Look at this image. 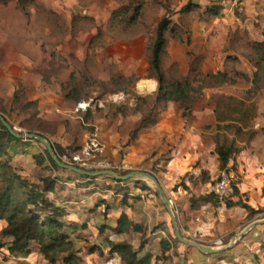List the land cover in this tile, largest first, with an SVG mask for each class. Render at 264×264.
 Wrapping results in <instances>:
<instances>
[{
    "label": "crops",
    "instance_id": "1",
    "mask_svg": "<svg viewBox=\"0 0 264 264\" xmlns=\"http://www.w3.org/2000/svg\"><path fill=\"white\" fill-rule=\"evenodd\" d=\"M38 1H42L46 9L61 13L62 24L72 27L76 16L84 23L89 22L86 28L80 27L73 35H69L70 33L65 35L64 40L73 36L71 39L75 40L77 48L71 50L79 60L86 61L85 59L93 57L99 45H92V43L100 40L101 33L98 29L106 25L112 11V0H98L99 2L94 1L90 4L80 0ZM25 23L28 30L22 35L16 32L0 35L3 39L0 40L2 41L0 57L2 56L6 63L3 67L0 66V98L6 97L5 102L10 107L19 106V110L27 101L36 100L38 117L43 120L44 124L54 126L53 132L56 129L55 125L59 124L57 119H63L66 122L65 125L67 123L75 125L77 122L85 125L83 123L85 112L76 107L77 102L83 99L74 101L66 97L71 88L68 83L71 79L69 75L73 70L65 76L61 75L60 78L43 76L41 74L43 72L39 71L33 62L29 61L27 54L19 50L15 44L16 37H22L27 41L42 37L48 42L54 39L53 34L48 31L37 38L35 33H30L33 30L29 27L30 20ZM107 40L103 36L102 41ZM136 54L138 50H132L131 45L124 48V58L127 57V60L119 69V73L126 76L137 68L132 60ZM25 59L30 63L25 64ZM61 70L66 72L69 67L62 66ZM143 79L145 78L137 82ZM137 87L139 90L151 93L156 89V82L152 89L139 87L138 83ZM17 88L21 89V99L18 104L13 105V95ZM58 104L63 110L60 118L41 116L44 109L48 110ZM102 116L103 118L94 114L86 125L98 131L107 158H110L116 165L122 164L131 170L142 168L151 171V168H154L153 174H156L167 198L172 200L171 206L182 236L209 246H213L220 240V245L217 246H222L224 238L223 243H228L243 226L255 220L253 216L244 222V219L249 216L246 209L237 204L228 207L216 199L215 202H207L197 208L190 207V197L208 194V186L219 171L213 140L216 120L213 104L208 102V94L194 104L189 116H183L175 103H165L156 123L139 130L134 136L131 135L140 116L135 118V116L122 115L114 111L109 114L108 118ZM252 131L253 135L247 142L237 141L239 150L232 156L229 163L241 174L237 182L238 193L231 200L236 202L240 199L250 207L258 209L264 208L263 102L258 104ZM39 134L46 136L52 144L54 143L48 133L41 131ZM85 137V132H78L80 146ZM32 143L35 144V142ZM56 144L69 150L76 149V144L73 142L63 145ZM33 150L31 148L30 154H17L12 161L23 176L37 182L39 177L48 173L53 176L59 174L54 170H46L37 165L33 158ZM202 174H204V179H202ZM147 191L149 193L146 195ZM46 196L63 208L65 213L61 219L65 224L64 229L84 264H100L105 253L110 251L105 241L106 238L114 242L127 241L134 249L139 248L142 232L129 230L115 233L113 231L122 212H125L132 222L143 226L144 244L138 255L150 253V264H191L194 262L193 250L205 257V260L195 264H264V243L262 242L264 224L254 226L241 237V240H238L240 242L237 241L232 248L222 253L219 252L220 254H204L195 247L188 248L189 245L181 243L177 246L172 244L169 250L163 252L160 240L168 238L172 231L171 220L163 206H154L152 198L155 194L150 193L148 189L134 185L123 193L116 190L101 191L87 179L60 175V179H57L55 183V189L47 192ZM99 201L101 203L98 205ZM101 205L110 206L107 214L100 212ZM5 225L6 221L1 219L0 232ZM10 240L11 237H4L0 234V264H50L34 246L35 244L31 246L30 252L24 255L11 253L7 247ZM174 249L177 256L173 255ZM230 252L232 257L224 258V255ZM60 263L59 260L56 262V264Z\"/></svg>",
    "mask_w": 264,
    "mask_h": 264
},
{
    "label": "rangeland",
    "instance_id": "2",
    "mask_svg": "<svg viewBox=\"0 0 264 264\" xmlns=\"http://www.w3.org/2000/svg\"><path fill=\"white\" fill-rule=\"evenodd\" d=\"M80 1L90 4L94 1L97 3L98 0ZM111 7L112 11L106 25L100 26L98 29V32L101 33L100 40L92 43V45L98 44L99 49L93 57L87 58V56L86 61L79 60L71 50L77 48L75 40L71 39L73 36L67 40L64 38L68 33L73 35L75 30L80 27L86 28L89 22L84 23L81 18L77 19L76 16L73 19L72 27L62 24V14L56 10L46 9L43 7L42 1L33 0L32 3H24V6L21 2L18 6L15 0L5 3L0 0V35L14 32L22 35L24 31L28 30L25 22L30 20L29 27L33 29L30 33H35L38 38L39 35H45V32L48 31L53 34L54 39L48 42L42 37L27 41L22 37H16L15 44L19 50L27 54L29 61L43 72L41 73L43 76L60 78L61 75L65 76L69 74L70 70H73L69 75L71 79L68 83L71 86L75 84L74 86L83 95L82 99L90 103L87 108L91 112L89 119H92L94 114L101 118H103L102 115L108 118L112 111L141 118L142 115L153 116L158 111L160 114L163 107V104L159 107L154 99L158 83L155 75L149 70V57L158 22L163 16H166L170 19V24L165 34L166 45L161 67L166 81L190 76L193 87L190 94L196 96L191 104H187V106H191V112L194 104L208 94V102L213 104L215 120V109H218L222 116H237L230 108L237 106L238 101L243 102V108H247L249 114L254 111L257 114L258 104L264 103V63H261L259 55L255 52L254 44L263 40L264 0H112ZM208 9L215 10L218 14L214 15ZM103 36L108 40L102 41ZM0 40L3 39L0 38ZM130 45L132 50H138V54L132 59L137 68L131 74L124 76L119 73V69L127 60V57L124 58V48ZM25 60V64L30 63L27 59ZM4 64L6 63L1 56L0 66L3 67ZM65 65L69 67L66 72L61 70V67ZM193 67L195 70L191 72ZM218 71L226 74L224 81L221 82L219 78H203V75L215 74ZM142 78L145 79L137 82ZM155 82L156 89L151 93L139 90L137 87L138 83L139 87L152 89ZM228 97L231 98L228 99ZM4 98H0V113L16 127L18 132H29L27 126L20 125V122L29 116L28 113L21 112L19 106L10 107ZM168 102L175 103L183 116H189L184 115L186 104L171 100ZM60 107L61 105L58 104L48 110L44 109L41 116L60 118L63 112ZM32 110L30 108L28 112L31 113ZM254 119H252L253 123ZM248 120H251L250 117ZM57 121L59 124L55 125V132H53L54 126L52 125H37L35 118L25 125H28V128H36L48 133L54 143L63 145L73 142L76 144V149H65L60 154L80 152L90 137V133L95 129L88 127L87 122H83L85 125L79 122L75 125L74 123L65 125L66 122L63 119H57ZM252 121L249 123L251 124ZM225 123L229 126L218 131L220 141L225 139L227 143H230L234 140L239 146L237 141L247 142L251 138L249 134L253 124L238 131L235 127L237 123L231 121ZM62 124H64L63 127ZM78 132L86 133L81 146L78 143ZM27 140H34L44 154L46 153L45 146L38 140L30 138ZM98 140L102 144V152L97 154L94 161H100L107 165L92 170L109 168L118 173L131 170L124 168L125 165H116L110 158L109 160L99 136ZM30 153L31 147H27L26 154ZM55 153L57 152L55 151ZM151 169L148 171L154 173V168ZM54 171L64 177L75 176L87 179L101 191L116 190L123 193L130 186L136 185L145 188L144 186L147 185L150 193L155 194L156 192L153 184L145 179L131 178L117 181L107 175L81 178L69 170L54 169ZM233 171L238 182L241 174L234 168ZM154 175L156 176V174ZM202 179H204V174H202ZM148 193L149 191L146 192V195ZM152 200L155 207L163 206L158 194H155ZM262 217H264V213H259L254 215L253 219ZM247 219H250V216H247L244 222ZM224 240L222 241L224 242ZM223 242L222 245L227 244V242ZM262 242L264 243V240ZM178 243L176 238L172 239L173 245L177 246ZM217 245L213 244V246ZM34 246L38 249L37 245ZM192 254L194 262L191 264L205 260V257L199 255L196 250H193ZM173 255L177 256L175 249ZM229 257H232L231 252L224 255V258Z\"/></svg>",
    "mask_w": 264,
    "mask_h": 264
},
{
    "label": "trees",
    "instance_id": "3",
    "mask_svg": "<svg viewBox=\"0 0 264 264\" xmlns=\"http://www.w3.org/2000/svg\"><path fill=\"white\" fill-rule=\"evenodd\" d=\"M10 0H1L5 3ZM12 1V0H11ZM17 5L24 3H32L33 0H15ZM212 14L217 15L218 12L211 10ZM170 19L163 16L158 22L155 37L150 48L149 57V70L155 75L157 80V89L155 92L156 104L164 105L168 101H178L182 104H186L184 115H190L192 101L196 96H192L190 92L193 90L192 80L190 76H186L182 79H174L166 81L164 71L162 70V55L165 51L166 45V31L168 30ZM263 40L254 44V50L259 55L261 63H264V29H263ZM195 68H191V72ZM72 73V72H71ZM72 77V76H71ZM203 78L220 79L224 81L226 74L218 71L217 73H209L203 75ZM75 85V84H74ZM74 85L71 86L66 97L68 99L79 101L83 98V95L79 92L80 90ZM231 97H228L230 99ZM21 99V89L17 88L13 95V105L19 103ZM36 100L27 101L21 107V112L24 114L28 113L29 116L20 122V125L26 127L29 132H41L40 129L28 128L27 122L35 118L37 125H44L43 120L38 117ZM33 109L29 113V109ZM230 110L237 116H222L218 109H215L216 116V132L213 135L214 140V153L217 155L219 170L232 169L229 165L232 156L239 150L238 145L232 140L227 143L224 140L220 141V133L218 132L221 128H227L229 125L226 121L237 123L235 126L238 131L243 128L252 126V119L256 116V111L249 114L247 108H243V102L238 101L237 106L231 107ZM255 110V107H254ZM91 116V112L87 110L83 115V121L87 122ZM159 117V111L151 116H141L131 136H134L139 130L149 127L156 123ZM250 117V121L248 120ZM249 123V124H248ZM41 125V126H42ZM248 126V127H247ZM253 131H250L249 137H252ZM34 140L18 139L14 137L0 122V220L6 221V225L1 229L0 234L4 237H11L10 242L7 244L8 250L16 255H24L30 252L33 244L38 246L39 252L43 257L50 263L56 264L59 260L60 264H84L81 257L77 254V251L73 248V242L70 239L68 233L64 229V222L61 219L64 215V210L61 206L56 205L47 196V192H51L55 189V183L57 179H60L59 174L54 176L48 173L38 178V181H31L23 176L18 169L13 165V159L17 154H25L27 147L33 148V158L37 165L42 166L46 170H59L60 168L51 158L47 150L44 152L39 149L35 144ZM53 148L60 154L65 150L64 147L59 144L53 143ZM81 178H90L83 175H78ZM212 179V181H214ZM145 188L149 186L145 185ZM238 193L237 182L234 184L233 196ZM157 194V192H155ZM232 196V197H233ZM215 197L212 194H204L200 196L192 195L190 197V207L197 208L207 202H215ZM101 201L97 204L99 205ZM226 206L241 205L248 215L253 217L256 214L264 213V208L254 209L242 200L233 202L231 199L226 201ZM110 206H106V212ZM170 220V218H169ZM129 230L142 232L139 248L136 250L127 241L114 242L106 238V244L111 252L119 254L121 264H150L151 254L142 253L141 256L138 254L141 252L144 240H143V226L138 223L132 222L125 212H122L117 219V224L113 228L115 233L127 232ZM175 240L174 234L170 231L168 238H162L160 240L161 250L163 252L169 250L172 245V239ZM193 248V246H188ZM222 253V252H221ZM220 254V253H218Z\"/></svg>",
    "mask_w": 264,
    "mask_h": 264
},
{
    "label": "water",
    "instance_id": "4",
    "mask_svg": "<svg viewBox=\"0 0 264 264\" xmlns=\"http://www.w3.org/2000/svg\"><path fill=\"white\" fill-rule=\"evenodd\" d=\"M0 122L4 125V127L14 137H16L18 139H23L24 141H26L27 138L36 139L40 143H42L45 146V148H46L47 152L49 153V155L51 156V158L54 160V162L57 164V166L60 169L69 170V171L76 173L78 175H83V176H87V177H97V176L107 175V176H111L114 180H117V181H124V180L131 179V178L145 179L146 181H148V180L151 181L153 186L155 187V190H156L165 210L167 211V213L170 217L172 232H173L176 240L181 244H187V245H190V246L197 248L201 253L213 254V253H219V252L228 250V249L232 248L233 245L241 237H243V235L245 233H247L249 230H251L254 226H256L258 224H264V217L255 219L252 222H250L249 224H247L245 227H243L238 233H236L230 239V241L227 244L222 245V246L203 245V244H201L195 240H192V239H189V238L182 236V234L179 231L176 216H175V213L172 209L171 203H170L169 199L167 198V196H166L161 184L159 183L157 177L152 172H150L148 170H142V169H132V170H129L127 172L118 173L115 170L109 169V168L100 169V170H87V169H83V168L76 167L73 165H69L67 163L62 162L57 157L52 143L50 142V140L46 136L39 134L37 132H18L16 130V127H14L8 121V119L1 113H0Z\"/></svg>",
    "mask_w": 264,
    "mask_h": 264
},
{
    "label": "built area",
    "instance_id": "5",
    "mask_svg": "<svg viewBox=\"0 0 264 264\" xmlns=\"http://www.w3.org/2000/svg\"><path fill=\"white\" fill-rule=\"evenodd\" d=\"M90 106V103L84 100L77 102V109L86 111ZM102 152V144L98 140V133L96 130L90 133L86 144L81 148L80 152H64L57 154V157L64 163L80 167L87 170H92L96 167H104L107 164H103L100 161H94L97 154ZM124 167V166H123ZM125 168V167H124ZM237 182V176L232 169H222L218 171V174L214 181L208 186V194H212L216 200L224 204L228 199H231L234 192V184ZM172 205V200L169 198ZM100 212L103 214L106 212V206H100ZM220 244V240L216 242ZM100 264H121V259L118 253L108 251L105 253L104 258Z\"/></svg>",
    "mask_w": 264,
    "mask_h": 264
},
{
    "label": "bare ground",
    "instance_id": "6",
    "mask_svg": "<svg viewBox=\"0 0 264 264\" xmlns=\"http://www.w3.org/2000/svg\"><path fill=\"white\" fill-rule=\"evenodd\" d=\"M148 182L152 184V182H151V181H149V180H148Z\"/></svg>",
    "mask_w": 264,
    "mask_h": 264
}]
</instances>
